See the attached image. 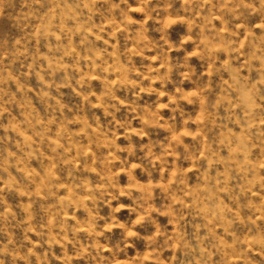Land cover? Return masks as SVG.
<instances>
[{
	"label": "clouds",
	"instance_id": "1",
	"mask_svg": "<svg viewBox=\"0 0 264 264\" xmlns=\"http://www.w3.org/2000/svg\"><path fill=\"white\" fill-rule=\"evenodd\" d=\"M0 264H264V0H0Z\"/></svg>",
	"mask_w": 264,
	"mask_h": 264
},
{
	"label": "rangeland",
	"instance_id": "2",
	"mask_svg": "<svg viewBox=\"0 0 264 264\" xmlns=\"http://www.w3.org/2000/svg\"><path fill=\"white\" fill-rule=\"evenodd\" d=\"M122 215H125V214H122Z\"/></svg>",
	"mask_w": 264,
	"mask_h": 264
}]
</instances>
